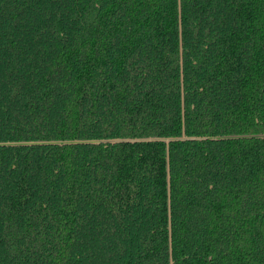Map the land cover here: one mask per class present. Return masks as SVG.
I'll list each match as a JSON object with an SVG mask.
<instances>
[{
  "label": "trees",
  "instance_id": "1",
  "mask_svg": "<svg viewBox=\"0 0 264 264\" xmlns=\"http://www.w3.org/2000/svg\"><path fill=\"white\" fill-rule=\"evenodd\" d=\"M0 264H264V0H0Z\"/></svg>",
  "mask_w": 264,
  "mask_h": 264
}]
</instances>
